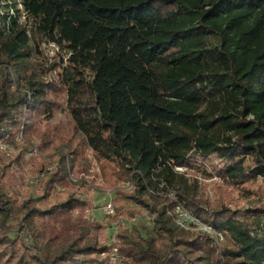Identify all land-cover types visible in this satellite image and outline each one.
I'll return each mask as SVG.
<instances>
[{"label": "trees", "instance_id": "16d2710c", "mask_svg": "<svg viewBox=\"0 0 264 264\" xmlns=\"http://www.w3.org/2000/svg\"><path fill=\"white\" fill-rule=\"evenodd\" d=\"M42 42L65 55L26 68ZM15 136L46 161L36 182L0 170V264H264V206L241 216L227 189L202 206L175 170L243 193L264 175V0H0V142ZM84 151L112 192L101 219L77 192Z\"/></svg>", "mask_w": 264, "mask_h": 264}, {"label": "rangeland", "instance_id": "374dc122", "mask_svg": "<svg viewBox=\"0 0 264 264\" xmlns=\"http://www.w3.org/2000/svg\"><path fill=\"white\" fill-rule=\"evenodd\" d=\"M17 6L20 8L19 19L24 20V12L18 3ZM40 49L42 50V54L39 56L37 53H34L31 60L27 62L26 68H35V70H38L37 67L39 63L44 62L43 64H48L58 54L62 53L65 55L64 50L61 51L60 48H52L48 42H42ZM55 121L61 123L66 122V113L63 109L59 108L57 110ZM17 139L18 136H15L14 140L2 142L0 149L7 151L5 153L0 151V170L10 175H16L18 171L23 173L26 172L25 175H27L29 182H36V180L33 179L38 175L39 167L37 168L36 161L42 163L46 161V156H44L45 154L43 153L40 154L39 149L33 147V145H23L18 142ZM7 153H9V156L19 153L20 157L18 160H11L8 158L9 156ZM83 153L84 154L78 158L80 162L79 170H84L86 172V176L90 183L80 184L77 188V192L82 193L85 188H89L86 194L90 195L94 201L95 209L93 214L96 218L101 219L104 216L101 211L102 204L112 195V192L102 184L98 162L88 156L86 151ZM18 163H20L21 166L23 165V167L20 168ZM175 170L184 172L187 183L191 184L196 189V196L201 199L200 203L202 206L206 207L210 206V204L216 205V202H219L217 200L219 199L220 193L224 189L228 190L227 192L232 200L228 206L233 210L237 209L240 215L246 214V208L264 206V175L258 174L256 179L257 182L254 184L252 191L243 193V191L234 187L232 184L228 183V181L223 180L222 177L215 172L206 173L196 168L194 165L182 166V168H175ZM260 218H264V213H261Z\"/></svg>", "mask_w": 264, "mask_h": 264}, {"label": "built area", "instance_id": "2783aa9c", "mask_svg": "<svg viewBox=\"0 0 264 264\" xmlns=\"http://www.w3.org/2000/svg\"><path fill=\"white\" fill-rule=\"evenodd\" d=\"M49 45L52 48L57 49V45L53 42H49ZM0 146H2V142H0ZM175 168H182V166H175ZM131 186V184H127L126 187L129 188ZM95 209V206H90L87 207L84 210L85 215L90 219V220H95V216L93 214ZM101 211L103 215H112L114 213V206L112 201L110 200V198L108 200H106L101 207ZM75 213H77V210H75ZM174 220L176 221L177 224L185 227V228H195L198 230H206L209 232H212L215 236V240L217 245H219V243L223 240L222 235L219 232H215L208 224H206L205 222L199 220L198 218H196L195 216H193L192 214H190L181 204H176L175 205V209H174ZM129 222H131L130 220H124L121 219L120 220V224H129ZM117 227V223H112L109 226L110 229V240L111 242H117L118 238L115 235V230ZM100 255L105 256L106 253L105 252H100ZM109 256V260L110 261H116L118 257H121V255L119 254L117 247L116 246H112L110 249V252L108 253Z\"/></svg>", "mask_w": 264, "mask_h": 264}]
</instances>
